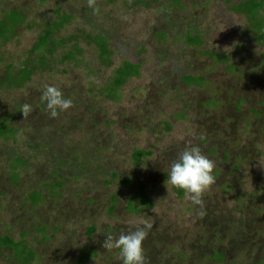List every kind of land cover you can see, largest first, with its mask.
Returning <instances> with one entry per match:
<instances>
[{"label":"rangeland","instance_id":"1","mask_svg":"<svg viewBox=\"0 0 264 264\" xmlns=\"http://www.w3.org/2000/svg\"><path fill=\"white\" fill-rule=\"evenodd\" d=\"M137 1L139 0H96V7L99 8V12H94L92 8L88 7V0H0V18H3L6 11L17 8L30 14L27 20L29 25H19L12 39L4 42L0 38V76H2V71L4 72L7 68L5 65L11 58L17 60L16 70L21 68L14 77L8 75L10 79L8 81L13 83L17 77L22 80L25 77L26 69H24V60L22 59L26 57L37 59L39 55L41 64H44V67L40 68L36 62H33L34 60L30 61L29 63L36 66V71L31 80L13 89L15 91L12 92L1 88L0 118L5 119L8 113H17L16 108L20 105L19 109H21L23 105L21 102L24 100L39 110L44 87L54 85L63 91L66 98L73 101L70 109L60 112L55 117L57 118L55 122L65 118L61 120L63 124L67 122V118L74 116L87 120L89 116L83 115L88 113L99 115L97 117L103 124L99 129L102 135L97 139L96 144L99 142L97 146L102 144L115 149H101L102 147L97 148L85 143L84 145L81 144L79 146L81 153L77 160L81 163L85 159L83 172L77 173L81 167L76 163L69 166L65 165L66 167L59 171L61 181L66 185H71L65 192V198L63 197L66 200L62 202L63 206L68 207L67 211L64 214L55 213L52 217L53 223H58L57 220L63 221L64 226L58 227V224L55 226L62 235L55 236L53 233V242L50 244L38 243L40 259L34 264H121L122 261L117 250L106 251L103 248L102 234L97 231L93 234V238H89L86 234L84 226L86 215L82 210L86 211L90 206L83 203V199L92 196L93 189L90 188L92 176H98L102 180L112 179L110 169L122 168L123 163L126 164L124 172L128 177L134 176L133 180L125 187L117 186L113 182L109 188L113 194L118 193L117 197L120 202L124 203L127 199L132 198L135 203H139L141 199L140 186L153 184V180H155L152 175L153 171L155 170V173L159 174L164 168L169 170L171 162L188 144L199 145L203 153L214 162V170L217 169L216 172L213 170L215 183L203 195V208L194 205L190 196L186 194L183 195L182 200H176L170 182L163 188L161 194H158L159 192L153 186L147 185L146 190L153 198L154 205L147 211L149 222L152 224L153 232H156L155 235H161L158 245L153 240L155 235H152L150 247L146 248V253L149 252L147 256L156 258L155 261H158L159 264H264V250L260 252L259 249L262 241H264V192L262 190L264 187V115L262 117L257 116L262 112L260 108L264 110V67H259L264 48L253 41V32L247 19L248 14L244 10L236 11L231 7L242 0H183V4L188 7L184 11L186 17L188 16L187 23L193 24V27H198L194 33H202L204 42L198 47L197 45L188 46L186 40L170 41L169 44L166 43L165 45L167 56L165 61L159 55L153 54L154 52H145L141 55L136 53L135 57L128 56L131 50L134 51L139 47V43L149 41V39L154 40L150 36V27H158L167 21L164 20L162 11L166 10L169 0H147L152 2L151 7L145 6L144 3L140 5ZM57 4H60L63 10L76 17L66 28L67 30L62 31V35H67L66 32L73 30L83 34L79 39L80 46L82 44L81 48L83 47L81 55L83 62L80 66L72 62L68 63L67 60L61 61L62 51L67 50L65 47L59 48L53 57H47V61L43 57L47 55V49L37 50L35 52L37 55L34 56L27 55L29 49L38 39L42 28L53 16ZM14 12L12 13L13 16ZM189 24H185V26L188 27ZM183 27L184 24L176 26L177 31ZM93 28H100L101 32L107 33L114 50L121 44L127 46L118 47V51L111 57L112 66L107 67L101 62L99 48L97 45L91 44L86 36L87 33L93 31ZM9 29L12 30L11 27ZM173 31L175 33L176 29L174 28ZM182 31H178L179 34H184ZM72 42L78 44V41L73 40ZM151 43L149 51L158 50L154 41ZM69 44L72 43L69 42ZM202 48H212L218 53L231 54L232 59L240 61L246 67L251 66L254 72L246 71V77L245 74L241 78H236V75L234 76L228 71L229 62H226L219 65L218 72L215 70L213 73L217 79L224 78L230 83V85H224L226 88L219 92V96L215 95L214 97L213 93H215L216 88L213 83H202L200 80L195 83L205 87L197 93L196 89L193 88L190 91H188L189 89L186 90V94H184L183 90H178V86L171 83L169 84L171 89L168 91L161 89L160 94H158L159 89L156 91L151 83L160 81L163 77L172 78L173 75L170 70L175 71L176 67L179 68V63L186 61L184 67L188 68V73L196 69L203 70V65L209 64L207 58L204 59L200 56ZM184 52L185 56H183ZM4 56L8 57L4 58ZM138 58H140V62L142 59L145 60L141 68L142 76L131 77L125 85L120 87L118 93L121 99L119 101L112 100L105 91L101 92L104 85L113 76L115 68L121 66L124 60L130 59L137 62ZM241 58L243 60H240ZM246 67H242V69L246 70ZM183 71L187 73L186 70L183 69ZM141 86H146L147 90L152 91L153 96L150 97L149 106L146 98L139 100L134 97L136 88ZM206 88L209 90L204 91ZM229 88L230 93L228 94L227 89ZM238 95H243L246 103L244 100L238 99ZM207 97H209L207 102H204ZM218 97L222 99L221 105H218L219 102L216 100ZM201 101L210 110L205 107L201 108ZM185 104L188 105L186 108H184ZM213 107H216V112L213 111L214 109L211 110ZM179 110L185 111L184 116L180 114ZM43 111L41 113H45V116L50 115L47 109ZM206 111L215 112V115H225L227 121L228 114L234 115L230 117L234 118L235 123L226 125L229 133L237 131L235 124L238 120L241 119L239 125L242 130L246 126L244 120L253 119L255 124H253L251 133H244V138L241 137L243 143H240L245 147L235 149L237 155L241 151V158L235 162L237 167H233L234 164L231 166V162L228 160L223 162V155L219 151L223 150L222 147H218V151H210V145L214 142V137H217L215 134L219 127L208 135L203 129H200L199 119L203 118V113ZM72 114L74 116H71ZM26 118H20L19 121H15L14 118L10 119L11 122H14L12 125L19 128L18 131L13 132L16 136L15 139L11 135L9 139L0 137V154H2L0 155L2 160L0 161V180L3 182L5 176H8V170L4 166L8 165L10 158L15 154L24 156L25 159L29 160L32 169V174L19 186L13 188L12 186L0 185V194L4 190H9L8 197L16 202L20 201L13 207V210L17 208L20 211L17 213L18 215L15 213L4 215L5 219L0 222V233L7 228V223L16 224V221H21L23 217H26L29 223L36 221L35 217L39 216L40 211L33 212L31 205L23 204L24 195L22 193L26 192L28 186L31 185L29 182L50 181L56 171L53 155L37 154L30 147L29 142L43 145L46 143V138L45 136H36L37 128L34 123H28ZM223 120L224 117L221 116L219 121ZM106 121L110 122L108 123L109 126ZM213 121H217L216 116ZM6 123L9 125L8 121ZM168 123H170L169 127L167 126ZM7 131L10 132L8 129ZM97 132L96 127L93 133ZM29 136L31 137L28 139ZM57 136L48 134L47 140L54 142ZM111 136L112 138H109ZM206 138L209 139L203 143L202 140ZM251 139L255 140L253 147L256 149L250 150L243 157L242 150L249 149V147L252 149ZM135 146L153 150V153L141 162L135 163L131 157ZM123 159L126 162H123ZM69 169L74 172L71 174ZM140 169L144 171L137 174ZM64 172L67 173V177L63 175ZM118 178L120 180L122 175ZM225 183L233 186L228 188L227 185H224ZM76 188L81 191L74 193ZM105 194L109 196L107 191H98L94 199L96 200L95 204H92L91 207L100 208L102 205L100 198L104 197ZM156 196L158 197L156 198ZM171 206L174 209L171 211V216L167 218L163 214ZM190 206H192L191 210L188 209ZM44 208H46L45 205L40 207L42 210ZM99 208H97L98 213H100ZM256 209L262 210V216L261 220L257 221L253 227L252 222L256 216ZM73 210H77L75 217H71ZM54 211L58 212L59 209L54 208ZM79 211H82L81 214ZM228 215L234 219L230 223L231 227L234 228L232 230L234 235L239 232L237 237L243 239L246 233L250 232L249 238L252 240V244L248 250L251 256L246 259L247 263H244L241 258L248 252L244 248L239 249L242 252L239 255L241 257L233 259V262L229 259L214 260L219 259L220 256H218L217 251L213 254V250H216L220 245L226 246L225 242H219V238L223 235L222 231L225 229V224L228 223L225 220ZM101 217L104 219L106 214L103 213ZM210 222L218 226V237L214 236ZM242 223L245 230L240 228ZM168 224L172 225L178 235H182L183 242H179L177 245L173 244L172 233L165 226ZM19 226L22 227L23 225L19 224ZM163 229L166 230L163 231ZM34 233L33 238L37 232L34 231ZM41 233L43 234L44 231ZM167 235H170L169 240ZM58 236L60 239H57ZM202 240H206L207 244L202 245ZM196 244H199L200 247L195 246ZM83 248L96 250L99 254L94 256L88 252L89 258L87 260L81 259ZM1 251L5 252L8 259L2 258L0 264H17L12 259L11 251L0 247ZM183 253L184 255L180 256Z\"/></svg>","mask_w":264,"mask_h":264},{"label":"trees","instance_id":"2","mask_svg":"<svg viewBox=\"0 0 264 264\" xmlns=\"http://www.w3.org/2000/svg\"><path fill=\"white\" fill-rule=\"evenodd\" d=\"M137 3L140 5L144 3L145 6L147 7L152 6V2L147 1V0H139L137 1ZM231 7L232 9L236 11L244 10L245 13L248 14L247 19L250 22L249 27L251 31L253 32V41L257 45L264 48V0H242L237 5H233ZM187 8L188 7L183 4L182 0H169V5H167L166 10L164 12L162 11V16L164 17V20H167V21L164 22L165 24H160L158 27H155V26L150 27L149 29L150 36L154 40L149 39V41L147 40L145 42L139 43V47L137 48V53L141 55L142 53H145V52H149V53L154 52L153 54L159 55L160 57H162V60L165 61V58L167 57L166 51H165L166 43L169 44L170 41L178 42L177 40L183 41L185 39L184 34H179L178 32L183 29L181 28V29H178L177 31L176 26L183 24V22L185 21L186 12L184 11ZM176 11L180 14L175 13ZM13 12H14V16L12 14ZM174 13L176 14V16ZM181 13L183 14L181 15ZM29 15L30 14L25 13L23 10L19 8L11 10V11H6L4 13L3 18H0V38H2L4 42H7L10 39H12L19 25L21 24H25L26 26L29 25L27 24ZM75 18H76L75 15L69 14L66 10H63L62 7H60V4H57L56 9L53 11V16H51V18L47 21L46 26L42 28V31L40 32L38 39L35 41L34 46L31 49V54H34L37 50H40V49L41 50L47 49V55L43 56L45 60L47 61L48 56L53 57L55 52L60 47H65L67 48V50L63 51L62 53L63 55H61L62 57L61 61L67 60L68 63L73 62L78 66L82 65L83 57L82 56L80 57L81 58L80 62L77 61V57H78V54L82 55L83 53L81 50L82 48L80 46V41H79V39L82 37L81 35L83 34L74 32L73 30L71 32H66L67 35L65 34L64 36L62 35V31L67 30L66 28L73 22V19ZM32 25L34 26V24ZM10 27L12 28V30L9 29ZM173 27L176 29L175 33L173 31L174 29ZM193 32H194V29L192 28L187 30V32H185L186 39L191 44L201 45L202 44V41H201L202 34L197 33L194 35ZM86 35L90 39V43L93 45L94 44L97 45V47L99 48L98 51H99V57H100L101 62L107 67L112 66L113 60L111 58V55L112 53L116 51L115 50L113 51L111 49L110 47L111 42L109 41L108 36L106 34L96 35L93 33H87ZM73 40L78 41V44L73 43L72 42ZM152 41H154V45L156 48H158V50L155 49L154 51H149L150 50L149 47L152 45L151 43ZM69 42L72 44H69ZM31 54L27 53L28 56H32ZM218 54L219 53L215 52L213 49H209L208 51H205L203 53V55H208L210 57L216 56V60H215L216 63L218 61L217 57H219ZM230 57L232 56L222 55L223 59L221 58L220 61L228 62L229 59H232ZM139 59L137 61L138 63L133 62L131 60L129 61L126 60L121 66L115 68L113 76L110 78L109 82L106 85H104V89L101 90V92L105 91L107 95L112 98V100L119 101L121 99L118 93L120 90V87L125 85L127 80L130 79L131 77L142 76L141 67L143 66L145 60L142 59V61L140 62ZM22 60H24L23 62L24 69H26L25 77L23 78V80L17 77V80L14 83L11 81L9 82L8 80L10 79L8 77L7 81L9 82V87H16L14 85H20V83H25L26 81L31 79V76L36 71V66L33 63L32 64L29 63L30 61L32 62L34 60L33 62L34 63L36 62L38 67L40 68L44 67V64H41L40 62L41 59L39 55L37 56V59L35 57L34 59L30 57H26ZM240 60H243V58H241ZM261 60L262 62L260 63L259 67L263 68L264 67L263 66L264 54ZM242 67H246V66H244V64L241 63L240 61H235L233 64L229 65V68L233 72L232 75L234 76L236 75V78H241V76L245 74H246L245 75L246 77L247 76L246 71L254 72L251 66L246 67L245 68L246 70L242 69ZM11 68H12V65L10 64L9 72L7 75H10L13 77L15 76L16 73L20 72L21 70L20 68V70L11 71L10 70ZM202 78L203 76L201 74L198 76L191 74L185 77L184 81L190 85H196L195 82H197L199 79H202ZM226 85H230V83H228V80H227ZM225 88L226 87L222 88V90L224 91ZM206 89L208 90V88ZM227 93L228 94L230 93V88L227 89ZM217 96H219V94ZM237 97L238 99L244 100V103H246V99L244 98L243 95H238ZM216 100L219 102L218 105H221L222 99L218 97V99ZM235 109L239 111L237 108ZM260 109L262 110V112L260 113V115H257L258 117H261L262 115H264V110L262 108ZM180 114L183 116L184 111L181 112ZM83 116H89V117L87 118V120L83 118H78L75 116H74L75 119L74 117L67 118L66 120L67 122L65 123L64 127L61 126V131L59 132V135L57 136V139L54 142L48 141L47 139H45L46 143H44L43 145H40L36 142L35 143L29 142L30 147H32L33 151L37 154L44 153L45 156L53 155L55 157L53 162L56 166V170H58L60 165L62 166L71 165V163L74 162L73 159L77 161L78 154L81 153L80 148H79L81 144L84 145L85 143L93 147L94 146L97 148L102 147L101 149H104L103 147H106V146L102 144L97 146L99 142L96 144V142L98 141L97 139L100 138V136L102 135L101 134L102 132H100L99 129L103 124L100 122V120L97 117L99 115H93V114L88 113L87 115H83ZM3 119L4 118H0V137L8 138L7 136L9 135L8 134L9 132L7 131V129L9 131H13V129L6 123V120L5 119L3 120ZM106 123L108 124L110 122L106 121ZM169 124L168 126H170ZM248 124L250 126L252 125V123H249V121H248ZM96 127H97L98 132L93 133L94 128ZM249 132L251 133V129L249 130ZM13 138L15 139V136H13ZM109 138H112V136ZM208 139L209 138L203 139L202 140L203 143L204 141ZM228 139L229 141H231V138H228ZM254 143H255V140L251 139L250 144L252 148H254L253 147ZM110 148H112V150H115L113 147H110ZM250 148L251 147H249V149H246L243 157H245L246 154L250 152L251 150ZM213 151H216L215 147H213ZM74 152L77 153V155H75ZM152 153H153V150H146L144 148L135 146L133 147L131 157L134 159L135 163H138V162H141L140 161L141 159H145L149 157L150 155H152ZM239 155L241 157L240 153ZM239 155L237 156L239 157ZM235 160L236 159H233V164L235 165V166L232 165L233 167L238 166L235 164L236 162ZM82 161L83 162L78 163L79 165L77 164L79 167H81L80 168L81 170H82V167L85 166V162H86L85 159H83ZM123 161H126V160L123 159ZM9 163H10L9 164L10 172H9L7 181L5 183L3 181L2 184H4V187L12 186L14 188V186H19L22 182H25L28 176L32 174L31 163L29 160L25 159L24 156L17 155V154L13 156V158L9 161ZM80 169L77 171V173L83 172ZM118 169L119 168H113L114 171L111 173L112 179L102 180L98 176H92L93 178H96V181L94 182V185H93V192L95 195H93L92 193L91 197H86L85 199H83V203L90 206L91 202L94 201L97 195V192H98L97 190L98 189L103 190L107 186V192L109 193V196L105 194L104 197L100 198V201H102V204L111 203L110 210L112 213H114L115 208H116L115 204L117 203V196L116 194H113L110 191L109 186H111L113 182L119 179L118 175L116 174V171ZM141 170L144 171L143 169ZM167 171L168 170L166 169L162 170V172H159V174H156L155 170L153 171L152 175L155 178V180H153V184H151V186H153V188H155L159 192L158 194H161L162 193L161 191L163 190V188L169 184V182H167ZM129 180H131L130 177L124 178L122 182L116 183V185L119 186L124 181H129ZM29 183H31V185L29 184L30 186H28L26 192H23V193L19 192V193H22V195H24L23 201L24 203H26L25 205H32V207L36 209L39 207V205L42 204V205H45L47 209H49L48 211L52 212L55 208V209H59L58 212L63 213V214L67 211L68 207L62 205V202L65 201L66 199H64L65 198L64 194L60 193V190L62 187L60 180L56 181L55 183L53 182L52 179L50 181H45V180L38 181V182L31 181ZM224 185L225 186L227 185L228 188H231V186H233L232 184L229 185L228 183H225ZM172 188L174 190L175 199L182 200L183 195H185L186 193L183 190L175 188L174 186ZM142 189L143 190L140 193L141 199H142L141 202L149 209L154 206L153 198L151 197L150 194H148L144 190V188ZM262 190L264 192V187ZM79 191L81 190L79 188H76L74 193H77ZM8 192L9 190H7V192H5L4 194V195H7V197L9 194ZM49 197H50V201L47 200ZM157 197L158 196H156V198ZM45 201H47L48 204L45 203ZM85 212L87 213V210ZM1 213H3L2 210H0V218L2 219L1 221H3L5 217H2ZM94 213H97V212L94 211ZM3 214L5 215V213ZM76 214H77V210H73L71 212V217H75ZM255 215L257 217L254 216L253 218V222H252L253 227L257 221L261 220L262 210L256 209ZM96 219H97V214L92 215L90 218H89V215H87V217L84 219V226H85V230L88 235H91L97 231ZM145 221L149 222L148 214H147ZM51 222H53L52 218H51V221L49 218L47 219L45 218L44 221L42 220L37 221L33 225V227L39 231H43L45 230V226H47ZM62 222L63 221L60 220L58 222L59 225H61ZM210 223L213 226V228H217L218 230V226H215L212 222ZM31 229L33 228L29 226V228H27L26 230H23L18 240H15L13 236L7 233L8 228H6L4 231H2V233H0V247H2L5 250L9 249L12 252L11 253L12 259L15 260L17 264H31L32 263L34 258H36V251H37V248L39 247L38 246L39 240L41 243H45V244H50L51 242H53V236L48 234V230L46 228V230L44 231V235L42 234L45 238L44 241H43L42 235L39 239H36V237H34L32 240V243L34 244V246H30L28 243L29 240L27 239V237ZM51 232L56 233L58 231L56 230L55 227H51ZM57 239H60L59 236L57 237ZM82 251H83L82 254L86 255V252L84 251V249H82ZM93 252H94L93 253L94 256L99 254L98 251L94 250ZM183 255L184 253L181 254L180 256H183ZM2 258L4 260L8 259V257L5 256V252L3 251L0 252L1 262H2ZM88 258L89 257L86 255V256H83L81 259L87 260ZM148 259L150 261L152 260L151 258H148ZM155 260L156 258L152 260L151 264H159L158 261H155Z\"/></svg>","mask_w":264,"mask_h":264},{"label":"flooded vegetation","instance_id":"3","mask_svg":"<svg viewBox=\"0 0 264 264\" xmlns=\"http://www.w3.org/2000/svg\"><path fill=\"white\" fill-rule=\"evenodd\" d=\"M183 1V0H182ZM195 5V4H194ZM188 9V8H187ZM186 9V10H187ZM11 10H14V9H11ZM11 10H8V11H11ZM175 13H177V14H180V13H178L177 11L175 12ZM174 13V14H175ZM182 15V14H181ZM175 16H176V14H175ZM188 22V16L186 17L185 16V21L183 22V24H184V27L182 28L183 29V32H184V36H185V39L184 40H186V42H187V44H188V46L189 45H196V44H191V43H189L188 42V40L186 39V33L185 32H187V30H189V29H196V28H198L197 26H195V27H193V24H189V23H187ZM185 24H189V26L188 27H186L185 26ZM90 33H93V34H96V35H98V34H102V35H104V34H106L107 35V33L106 32H104V31H102L101 32V29L100 28H97V29H95V28H93V31L92 32H90ZM199 33V32H198ZM193 34L195 35V34H197V33H194L193 32ZM199 34H202V33H199ZM87 36V35H86ZM89 39V38H88ZM109 39V38H108ZM183 40V41H184ZM89 41H90V39H89ZM109 41H110V39H109ZM201 41H202V44H203V34H202V38H201ZM111 42V41H110ZM35 43V42H34ZM181 43V42H180ZM112 44V43H111ZM111 44H110V47H111V49L114 51V49L112 48V46H111ZM201 44V45H202ZM95 45V44H94ZM201 45H197L198 47H200ZM34 46V44L32 45V47ZM66 46V45H65ZM81 46H82V44H81ZM32 47L29 49V51H28V53L29 54H31V49H32ZM118 47H120V48H123V47H127L126 45H124V44H121V45H118ZM115 48L116 50L115 51H118V49L119 48ZM60 48H62V47H60ZM131 49V48H130ZM209 49H212V48H202V50H200V56L202 57V58H207V60H209L208 62H209V64L208 65H203V67H204V69L203 70H195V71H192V72H189L188 73V68H186V67H184V65H186V61H183L182 63H179V65H180V67L179 68H175V71H173V70H170V72H171V74L173 75V77L172 78H166V77H163V79H161L160 81H153L152 83H151V85H153L154 86V89L157 91L158 89V94H160V90L161 89H166V91H168L169 89H171V85H169V84H171V83H173V84H175V85H177L178 86V90L179 89H181V90H183V93L184 94H186V90H188V91H190V89H193V88H195L196 89V93L198 92V91H200V90H202V87H205V86H200L199 84H197L196 83V85H190V84H188L187 82H185L184 81V79H185V77H187L188 75H191V74H193V75H196V76H198V75H202L203 76V78L202 79H199L202 83L203 82H208V83H213V85L215 86V95H218L219 94V92L222 90L221 89V87H225L224 85H226L227 84V80H225L224 78L223 79H217L216 78V75L215 74H213L214 72H215V70L218 72L219 71V65L220 64H225L226 62H221L220 61V59L222 58V55H231V54H223V53H219L218 54V56L219 57H217V59H218V61H217V63H216V56L215 57H210V56H208V55H203V53L205 52V51H208ZM214 50V49H213ZM215 52H217L216 50H214ZM82 52H83V47H82ZM62 53H63V51H62ZM115 53V52H114ZM114 53H112V55H111V57H113L114 56ZM136 53H137V49L136 50H134V51H132L131 50V52L128 54V56H130V57H135L136 56ZM218 53V52H217ZM32 56H34V55H37V54H31ZM63 55V54H62ZM186 54H185V52L183 53V56H185ZM12 56V55H11ZM232 56V55H231ZM8 56H4V58H7ZM12 57H14V56H12ZM48 57H50V56H48ZM81 54H79L78 55V57H77V61H81ZM11 58V57H10ZM230 58H232V57H230ZM139 59V58H138ZM181 59V58H180ZM223 59V58H222ZM128 61L130 60V59H127ZM214 60V61H213ZM237 60V59H236ZM124 61H126V60H124ZM124 61H123V63H124ZM131 61H133V62H136V61H134V60H131ZM7 62V61H6ZM229 63H228V66H227V69H228V71L229 72H231V73H233L232 71H231V69L229 68V65H231V64H233L234 62H235V60L234 59H229V61H228ZM73 63V62H72ZM122 63V64H123ZM136 63H138V62H136ZM214 63H216V64H214ZM10 64L12 65V69H14V70H16V64H17V60H14V58H11L10 60H9V62H7L6 63V65H5V67H7L5 70H4V72L2 71V73H1V75L2 76H0V90H1V88H4L5 90H7V91H15V90H13V89H16L18 86H20V85H22V84H25L26 82H28L29 80H31L32 79V76H31V79H29L28 81H26L25 83H20V85H14V86H16V87H9V83L7 82V79H8V72H9V66H10ZM75 64V63H74ZM121 64V65H122ZM80 66V65H79ZM142 68V67H141ZM12 69H10L11 71H12ZM183 69L184 70H186V72L187 73H185L184 71H183ZM221 74V73H220ZM223 74V73H222ZM224 75V74H223ZM134 77H140V76H134ZM4 83H6V84H4ZM27 86V85H26ZM122 87V86H121ZM147 87L146 86H141V87H137L136 88V94L134 95V97H136V98H138L139 100L141 99V98H146V101H147V103H148V106L150 105V97L151 96H153L152 95V91H149V90H147L146 89ZM28 89V88H27ZM209 90V89H208ZM207 89H205L204 91H208ZM215 95H214V97H215ZM208 98L209 97H207L206 99H205V101L204 102H207V100H208ZM204 100V99H203ZM202 100V101H203ZM201 101V103H200V107L201 108H203V107H205V105H204V103ZM97 102V101H96ZM21 103H23V104H25V103H28L26 100H24V101H22ZM97 103H101V102H97ZM45 103L44 102H41V104H40V108H39V110H37L36 109V107L35 108H33L32 106V111L30 112V114L28 115L29 117H27L26 119L28 120V123H31V124H33L34 123V126L37 128V130H36V132H37V134H35L36 136H45V138L47 139V135L49 134V135H59V132L61 131V126L62 127H64V125H65V123H61V120L63 119H65V118H62V119H60L58 122H55V120H57V118H53V117H51L50 115H48V116H45V113L44 114H42L41 112L43 111V110H45L46 109V104L44 105ZM188 105L187 104H185L184 105V108H186ZM20 105H18V108H16L17 109V113H11V114H6V116H5V119H6V121H8L9 122V126L10 127H12V129H13V131H10L8 134V138L7 139H9L11 136L13 137V136H15V134H13V132L14 131H18L19 130V128L18 127H15V125H12L14 122H11L10 121V119L11 118H14L15 119V121L16 120H18L19 121V119L21 118V119H23L24 118V116H23V114H22V112L20 111ZM206 109H208V110H210V108L209 107H205ZM215 108L216 107H213V108H211V110H213V111H215L216 112V110H215ZM184 110H179V112H183ZM44 112V111H43ZM215 112H209V111H206L205 113H203V118L202 119H199V125H200V129L202 130L203 129V131H205V133H207V135L211 132V131H215L216 129L215 128H217L218 129V127H219V130L218 131H216V134H215V136H217V137H214V142L210 145V151H212V152H215V151H213V147H215L216 148V151H218V147L220 148V147H222L223 148V150H219L220 151V153H222V157L224 158L223 159V162L224 161H226V160H228V161H230L231 162V166L233 165V159H236L235 161H237V160H239L241 157L239 156H237V154L235 153V149L237 148V147H245V146H243L240 142H242L243 143V139L241 138L242 136H243V138H244V133H247V132H249V128L250 129H252L253 128V124H255L254 123V121H253V119L252 118H250V120H244V122L246 123V126L244 127V128H242V130H241V128H240V125H239V121L241 120H238L237 121V123L235 124V127L237 128V131H234V133H229V130H228V127L226 126L227 124H229V125H231V124H234L235 122H234V118H232V117H230V116H234V115H231V114H228L227 116H229V118H228V121L226 120V117H225V115H219V114H217V115H215L214 113ZM174 114L176 115V113L174 112ZM184 114H185V111H184ZM184 114H183V116H184ZM20 116V117H19ZM71 116H74V114H72ZM216 116V119H217V121H213V119H214V117ZM221 116L222 117H224V120L223 121H219V119L221 118ZM263 116V115H262ZM261 116V117H262ZM257 117V116H256ZM248 121H249V123H252V125L250 126L249 124H248ZM169 124V123H168ZM12 125V126H11ZM170 125V124H169ZM220 125H221V127H220ZM168 126V125H167ZM169 127V126H168ZM242 127V126H241ZM214 129V130H213ZM239 129V130H238ZM11 135V136H10ZM16 137V136H15ZM31 136H29L28 137V139L30 138ZM209 137V136H208ZM210 138V137H209ZM228 138H231V141H229V139ZM251 145V144H250ZM231 147H232V149H231ZM104 149H109L110 148V146H106V147H103ZM252 149H256V147H254V148H252ZM251 149V150H252ZM243 151V153H245V151L246 150H242ZM219 153V154H220ZM239 153L241 154V151H239ZM74 154L75 155H77V153H75L74 152ZM218 154V155H219ZM234 154H236V155H234ZM0 155H2V154H0ZM61 155H63V154H61ZM239 155V154H238ZM244 155V154H243ZM236 156H237V158H236ZM78 157H80V155L78 154ZM13 158V157H12ZM12 158H10V160L12 159ZM142 160H144V159H141L140 161H142ZM0 161H2L1 159H0ZM73 163H76V164H78L79 162H78V160L76 161V160H74L73 159ZM123 162H126V161H123ZM135 162V161H134ZM73 163H71V165L73 164ZM9 162H8V165L7 166H4V168H7V170H8V175H9V172H10V170H9ZM64 167H66V166H62V165H60L59 166V168H58V170H56L53 174H54V177L52 178V180H53V182L55 183L56 181H58V180H60L61 181V179H60V173H59V171L61 170V169H63ZM83 169L81 170V171H83L84 170V167H82ZM115 168H119L117 171H116V174L118 175V177L120 176V175H122V178L120 179V180H116L115 181V183H120V182H122L123 180H124V178H127L128 177V175L124 172V169L126 168V164H124L123 163V165H122V168H120V167H115ZM113 169V168H112ZM165 169H168V168H164V169H162V170H165ZM217 171V169H215L214 170V172H216ZM69 172L72 174L74 171L72 170V169H69ZM141 172H143L141 169L138 171V173L137 174H139V173H141ZM63 175H65L66 177H67V173L66 172H64L63 173ZM133 177L134 176H131L130 178H131V180H129V181H124L123 183H121L120 185H122V187H125L126 186V184H128V183H130L132 180H133ZM7 178H8V176H5V180H4V183L7 181ZM76 178H78V177H76ZM55 180V181H54ZM96 181V178H93L92 177V179H91V189H93V185H94V182ZM0 185L2 186V185H4V184H2V181L0 180ZM147 185H151V184H142V186H143V188H144V190L147 192ZM61 190H60V193H62V194H64V196H65V192L67 191V189H68V187L69 186H71V185H66L64 182H62L61 181ZM73 186H75V185H73ZM103 191H107V186L105 187V189H103ZM5 192H7V190H4V192L3 193H1L0 194V210H2V212L3 213H5L6 215L7 214H17V213H19L20 211L16 208V209H14L13 210V207H14V204H19L20 203V201H15V200H13V199H11V198H9V197H7V195H4L5 194ZM8 193H10V192H8ZM148 193V192H147ZM118 194V193H117ZM117 194H116V196H117ZM47 200H49L50 201V197L47 199ZM117 202L119 203L120 201H119V198L117 197ZM45 203H47V201H45ZM23 204H26V203H24V201H23ZM48 204V203H47ZM92 204H95V200L94 201H92L91 202V205ZM108 204V203H107ZM106 203H104V204H102L101 206H100V208L99 207H94L93 208V206L91 207V205H90V208H88V209H86L87 210V213L85 212V210H82V211H84L85 212V215H86V217H87V215H89V218L92 216V215H94V214H97V219H96V222H97V231L100 233V234H102L103 235V238L101 239V241H102V245H103V243H104V240H105V238H106V235L107 234H109V233H111V234H113L114 236H118L119 235V230L117 231L116 230V225L115 224H113V223H111V221L108 219L109 218V211L110 210H108V212H106V205H107ZM32 206V205H31ZM42 206V204L41 205H39V207L38 208H36L37 210H34L33 209V207H31V211H33V212H35V211H40V213H39V216H37V217H35V219H36V221L34 222V223H29V220L26 218V217H23L22 218V220L21 221H19V220H17L16 221V224H8L7 223V228H8V234H10L11 236H13L14 237V239L15 240H18L19 238H20V235H21V233L23 232V230H26L27 228H29V226H31L33 229H31V231H30V233H29V235H28V237H27V239L29 240L28 241V243H29V245L30 246H34V244L32 243V240H33V236L35 235V233H34V231H36L37 232V234H36V239H39L40 237H41V235H42V231H39V230H37L36 228H34L33 227V225L37 222V221H40V220H42V221H44L45 220V218L47 219V218H49L50 219V221H51V218L54 216V214L55 213H59V212H55V211H48L49 209H47V208H44L42 211H41V209H40V207ZM191 207L192 206H190V208H188L189 210H191ZM97 208H99V210H100V213H98V211H97ZM174 208L171 206L170 208H168V210L163 214L164 216H166L167 218H169V216H171V211L173 210ZM209 210V209H208ZM82 211H79V214H81V212ZM94 211H96L97 213H94ZM117 211H118V209H117ZM3 213H1V216L2 217H4V214ZM103 213H105L106 214V217L103 219L102 217H101V215L103 214ZM18 215V214H17ZM44 215H46V216H44ZM81 216V215H80ZM146 218V217H145ZM1 218H0V222H1ZM146 219H144L143 221H145ZM228 223H226L225 225V229L222 231L223 232V235H221V237L219 238V242L220 243H224L225 242V247L224 246H219L216 250H213V254H214V252L215 251H217V253H218V256H220L219 257V259H214L215 261H217V260H226V259H229V260H232V262L234 261L233 259H236L237 257H241V256H239L242 252H240L239 251V249L240 248H244V249H246V251L251 247V244H252V240L249 238V233L250 232H248V233H246V236L242 239V238H239V237H237V235H238V233L239 232H237V234L236 235H234L233 234V232H232V230L234 229V228H232L231 227V225H230V223L232 222V221H234V219H233V217L232 216H230V215H228L227 216V218L225 219ZM60 220H57V222H59ZM139 222H141V221H132V220H128V223H126L125 224V227H126V232L129 230V228H130V226H134V225H136L137 223H139ZM251 222V221H250ZM247 222H245V224H246ZM19 224H22L23 226L21 227V226H19ZM58 224V227H60V226H64V223L62 222V224L61 225H59V223H53V222H51L50 224H48L47 226H45V230H46V228H47V230H48V234H50L51 236H53V233L51 232V227H55L56 225ZM237 224L239 225V222L237 221ZM247 225V224H246ZM166 227H167V230L168 231H171V233H172V238H173V244H176L177 245V243H179V242H183V237H182V235H178L177 234V231L176 230H174L173 229V227H172V225L171 224H168V225H165ZM237 226V225H236ZM251 226V225H250ZM212 227V231H213V233H214V236H216V237H218L219 236V231L217 230V228H213V226H211ZM240 228H243V230H245V226H244V224L242 223V225H241V227ZM45 230H43V231H45ZM166 229H163V231H165ZM96 231V232H97ZM96 232H94L93 234H95ZM246 232V231H245ZM86 234H87V232H86ZM93 234H91V235H88L87 234V236L89 237V238H93ZM155 235L156 234V232H153V230H152V228H151V230H150V232H149V234H148V236H147V238H146V240L144 241V249H145V255H146V264H151L152 263V260H154L155 258H152L151 256L149 257V256H147V255H149L148 253H146V248L147 247H150V241L152 240V235ZM43 235H44V233H43ZM42 235V237H43V241H44V236ZM54 235H62V233H59V232H56V233H54ZM60 236H59V238H60ZM160 234L159 235H155L154 236V238H153V240L157 243V245L160 243V240H161V238H160ZM246 238V239H245ZM167 239L169 240L170 239V235H167ZM42 241V242H43ZM39 242H40V240H39ZM41 243V242H40ZM204 243L205 244H207V242H206V240H202V242H201V244L202 245H204ZM258 243H260L259 241H258ZM195 246H198V247H200V245L199 244H196ZM84 249V251L86 252V255H88V252H90V253H92L93 254V251L94 250H91L90 248H83ZM259 249H260V252H262L263 250H264V241H262V243H261V245H260V247H259ZM7 250H9V249H7ZM10 251V250H9ZM96 251V250H95ZM118 251V250H117ZM83 252V251H82ZM83 256H85L84 254H82V257ZM249 256H251V255H249V250H248V252H247V254L244 256L243 255V257H241L242 258V260H243V262L244 263H247V261H246V259L249 257ZM148 258H151L152 260L150 261ZM38 259H40V253H39V249L37 248V251H36V258H34V260L32 261V263L31 264H34L35 263V261H37ZM122 264V263H121Z\"/></svg>","mask_w":264,"mask_h":264},{"label":"clouds","instance_id":"4","mask_svg":"<svg viewBox=\"0 0 264 264\" xmlns=\"http://www.w3.org/2000/svg\"><path fill=\"white\" fill-rule=\"evenodd\" d=\"M88 7L92 8L94 12H99V8L96 7V0H88ZM41 101L46 103V109L53 118L60 112L70 109L73 104V101L66 98L63 91L54 85L44 87ZM20 110L26 118L32 111V107L30 104L25 103ZM214 167V162L203 153L199 145L188 144L171 162L167 171V182H170L175 188L183 190L186 195L190 196L194 205L203 208V195L215 183ZM110 170L111 173L114 171L113 169ZM142 188L141 185L140 193L143 190ZM97 191H100V189ZM93 195H95L94 192ZM141 200L139 203H135L132 198H129L124 203L117 202L114 213L110 210L111 203L106 205V212L110 210L108 219L116 225L119 235L107 234L103 248L106 251L118 250L122 264H146L144 241L152 228V224L143 221L150 208L148 209ZM129 219L141 222L130 226L126 232L125 224L128 223Z\"/></svg>","mask_w":264,"mask_h":264}]
</instances>
